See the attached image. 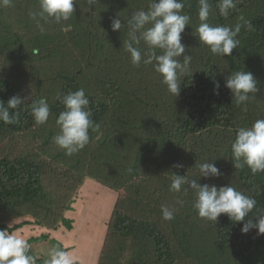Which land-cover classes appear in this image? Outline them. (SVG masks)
Wrapping results in <instances>:
<instances>
[{
  "label": "trees",
  "instance_id": "1",
  "mask_svg": "<svg viewBox=\"0 0 264 264\" xmlns=\"http://www.w3.org/2000/svg\"><path fill=\"white\" fill-rule=\"evenodd\" d=\"M184 3L183 13L191 19L181 34L185 53L177 59L191 56L192 73L181 76L178 97L167 91L152 65L133 66L123 48L127 19L147 11L149 0H97L92 7L77 0L68 21L41 22L42 30L30 16L39 11V0L0 4V101L24 98L17 121L0 122V229L12 222L10 231L22 230L37 264L47 259L40 251L47 243L72 247L50 234L74 227L67 212L86 179L116 193L97 264H184L178 250L196 264H264V234L255 229L241 234L244 221H231L226 214L216 223L200 218L188 184L186 192L169 190L172 175L201 185H230L264 209V172L235 169L230 147L239 128L264 119V0H240L238 11L226 19L218 13V0H211L212 25L233 26L241 14L252 23L224 57L211 54L197 37L198 0ZM114 18L122 22L115 32ZM141 48L147 51L143 42ZM243 68L257 79L258 91L238 106L224 82ZM213 79L220 84L219 95L213 94ZM79 88L99 128L90 130L82 150L66 156L52 139L64 110L55 95ZM40 97L47 98L50 116L36 125L31 104ZM201 162L213 163L221 175L204 178ZM162 206L175 209L173 220L162 218ZM255 214L256 209L250 213L253 222ZM25 225L33 229L27 233Z\"/></svg>",
  "mask_w": 264,
  "mask_h": 264
},
{
  "label": "clouds",
  "instance_id": "2",
  "mask_svg": "<svg viewBox=\"0 0 264 264\" xmlns=\"http://www.w3.org/2000/svg\"><path fill=\"white\" fill-rule=\"evenodd\" d=\"M86 2L92 7L97 0ZM239 2L240 0H218L216 7L219 15L226 19L231 11H238ZM0 4L11 6L12 0H0ZM74 4H77V0H39V11L30 13V16L42 30L41 22L68 21L73 16ZM184 8V0H149L147 11H135L127 19V38L123 42V48L129 54L133 66L152 65L173 97L180 94L181 76L192 73L191 56H184L182 62L177 59L185 53L186 46L181 42V34L191 19L188 14L183 13ZM197 14L200 21L196 28L197 37L207 46L208 51L216 56H230L233 49L239 45L237 37L241 29L252 28L251 20L242 14L233 26L209 23L210 15L213 14L211 0H198ZM110 26L114 32L121 30V19H112ZM142 42L147 46V51H142ZM257 85L258 81L253 73L244 68L231 73L224 82L238 106L254 97L258 91ZM219 88V82L213 79L214 95H219ZM23 99L14 95L6 103L0 101V122L6 125L15 123L21 107L24 106ZM55 99L63 105L64 110L56 119L59 132L52 139L57 146L65 150L66 156H72L89 143L90 130H97L99 124L92 119L90 101L83 88L66 94L57 92ZM31 116L36 125H43L48 121L50 105L47 98L40 97L33 101ZM230 147L235 169L246 166L252 174L264 172V119H257L251 127L239 128ZM174 167L183 165L176 164ZM198 169L204 178L221 175L211 162L199 163ZM185 184L195 192L193 208L200 218L216 223L221 214H226L231 221H244L240 229L241 234H247L252 229L256 230L257 235L264 234V209L257 208V201L252 196L230 185H201L195 179L189 180L179 175L171 176L169 190L176 193L186 192L183 187ZM254 209V216L257 218L255 222L250 216ZM161 212L166 221L175 217L173 208L162 206ZM11 228L13 225L9 224L0 229V264H37L38 258L30 254L31 245L28 240L17 231H10ZM46 255L44 264H77L78 261L72 251L58 246L49 248Z\"/></svg>",
  "mask_w": 264,
  "mask_h": 264
},
{
  "label": "rangeland",
  "instance_id": "3",
  "mask_svg": "<svg viewBox=\"0 0 264 264\" xmlns=\"http://www.w3.org/2000/svg\"><path fill=\"white\" fill-rule=\"evenodd\" d=\"M152 83L155 85L156 82ZM25 143L28 144V141L21 142L22 145ZM76 198L72 205L73 208L67 212L74 226L72 230L61 226L56 231L51 230L50 235L60 239L65 247L72 246L69 251H72L78 257L77 264H97L98 254L106 235V223L111 214L116 193L95 181L86 179L76 192ZM9 224L13 223L9 222ZM22 228L27 233L33 229L31 225H25ZM16 231L19 234L23 233L20 229ZM33 231L35 232V230ZM87 246H90L88 251H86ZM49 248L50 245L47 243L40 251L44 255ZM146 250L149 253L148 257H152V248H147ZM83 251L85 255H82ZM128 252L130 253L131 249H128L122 256L128 255ZM177 258L184 264H196L191 263L179 250L177 251Z\"/></svg>",
  "mask_w": 264,
  "mask_h": 264
}]
</instances>
